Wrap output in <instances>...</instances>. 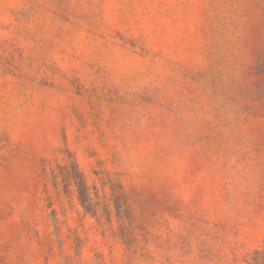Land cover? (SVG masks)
<instances>
[{
	"label": "rangeland",
	"instance_id": "1",
	"mask_svg": "<svg viewBox=\"0 0 264 264\" xmlns=\"http://www.w3.org/2000/svg\"><path fill=\"white\" fill-rule=\"evenodd\" d=\"M0 264H264V0H0Z\"/></svg>",
	"mask_w": 264,
	"mask_h": 264
}]
</instances>
